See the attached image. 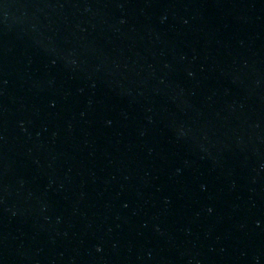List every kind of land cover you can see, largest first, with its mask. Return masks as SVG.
<instances>
[{"label": "water", "instance_id": "water-1", "mask_svg": "<svg viewBox=\"0 0 264 264\" xmlns=\"http://www.w3.org/2000/svg\"><path fill=\"white\" fill-rule=\"evenodd\" d=\"M0 264H264V0H0Z\"/></svg>", "mask_w": 264, "mask_h": 264}]
</instances>
